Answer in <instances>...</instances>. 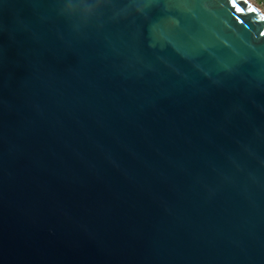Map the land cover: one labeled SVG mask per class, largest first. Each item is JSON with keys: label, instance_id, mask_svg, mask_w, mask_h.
I'll list each match as a JSON object with an SVG mask.
<instances>
[{"label": "water", "instance_id": "95a60500", "mask_svg": "<svg viewBox=\"0 0 264 264\" xmlns=\"http://www.w3.org/2000/svg\"><path fill=\"white\" fill-rule=\"evenodd\" d=\"M237 3L0 0V264H264V10Z\"/></svg>", "mask_w": 264, "mask_h": 264}, {"label": "snow or ice", "instance_id": "6c2138e0", "mask_svg": "<svg viewBox=\"0 0 264 264\" xmlns=\"http://www.w3.org/2000/svg\"><path fill=\"white\" fill-rule=\"evenodd\" d=\"M63 3H65L67 6L69 7H75L77 0H62ZM173 3L176 2V0H131V3L142 7H139V9L141 10V12H143L145 9H148L149 7L157 4V3ZM226 2L230 5L231 9L234 10V12L236 14H244L245 12V8L240 6L237 3V0H226ZM247 2V0H245V3ZM247 13L249 14H254L256 13V9L254 7H247ZM259 20L261 22H264V16H260ZM234 21L237 24H243L244 23V19L241 18V15H237L234 17ZM261 36H264V32L260 33Z\"/></svg>", "mask_w": 264, "mask_h": 264}, {"label": "built area", "instance_id": "2783aa9c", "mask_svg": "<svg viewBox=\"0 0 264 264\" xmlns=\"http://www.w3.org/2000/svg\"><path fill=\"white\" fill-rule=\"evenodd\" d=\"M259 5L264 8V0H257Z\"/></svg>", "mask_w": 264, "mask_h": 264}, {"label": "rangeland", "instance_id": "374dc122", "mask_svg": "<svg viewBox=\"0 0 264 264\" xmlns=\"http://www.w3.org/2000/svg\"><path fill=\"white\" fill-rule=\"evenodd\" d=\"M256 3H259L257 0H255ZM259 5V4H258ZM261 7V6H260ZM262 9L264 10V8L262 7Z\"/></svg>", "mask_w": 264, "mask_h": 264}, {"label": "clouds", "instance_id": "9594fccd", "mask_svg": "<svg viewBox=\"0 0 264 264\" xmlns=\"http://www.w3.org/2000/svg\"><path fill=\"white\" fill-rule=\"evenodd\" d=\"M137 11H141L140 9H137Z\"/></svg>", "mask_w": 264, "mask_h": 264}]
</instances>
